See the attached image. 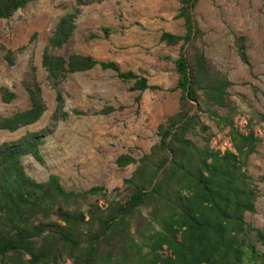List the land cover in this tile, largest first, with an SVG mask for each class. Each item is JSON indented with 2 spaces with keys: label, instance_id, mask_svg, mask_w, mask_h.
I'll return each instance as SVG.
<instances>
[{
  "label": "trees",
  "instance_id": "1",
  "mask_svg": "<svg viewBox=\"0 0 264 264\" xmlns=\"http://www.w3.org/2000/svg\"><path fill=\"white\" fill-rule=\"evenodd\" d=\"M30 1L0 0V19ZM103 1L75 0L72 10L59 15L46 40L41 65L56 101L48 124L0 143V264H243L244 259L264 264V230L245 219L247 212H255L258 196L248 160L262 139L252 120L246 132L234 124L241 106L228 90L231 82L203 52V32L193 14L199 0H181L176 17L184 21L183 34L163 31L159 37L167 45L180 43L176 58L164 56L177 76L173 89L179 90V109L157 125L158 139L148 152L138 159L130 153L116 156L118 168L135 164L120 186L66 189L57 174L37 181L25 171L22 158L28 155L46 165L41 146L56 124L69 117L63 89L68 74L96 66L112 70L119 81L130 83V92H139L137 104L142 92L158 89L143 74L122 70L115 61L57 53L72 40L82 7ZM101 30L105 37L113 31L108 26ZM236 49L249 65L243 37L236 38ZM2 50L13 65L23 47ZM22 86L29 105L0 115V130L14 132L45 112L32 57ZM0 96L10 103L16 94L1 86ZM114 110L104 106L93 115ZM203 118L219 131L227 129L230 149L210 146L212 127Z\"/></svg>",
  "mask_w": 264,
  "mask_h": 264
},
{
  "label": "rangeland",
  "instance_id": "2",
  "mask_svg": "<svg viewBox=\"0 0 264 264\" xmlns=\"http://www.w3.org/2000/svg\"><path fill=\"white\" fill-rule=\"evenodd\" d=\"M180 5L181 0H105L82 7L72 40L57 53H80L115 61L122 70L143 74L158 89L142 92L137 104L135 97L139 92H130V83L119 81L112 70L96 66L68 74L63 89L64 110L69 117L56 124L41 146L45 166L30 155L22 158L31 177L44 181L54 173L66 189L103 185L111 190L131 174L135 164L118 168L116 156L130 153L138 159L148 152L158 139L157 125L179 109V90L173 89L177 76L172 61L164 56L176 58L180 43L167 45L159 37L163 31L178 35L185 32L183 19L176 17ZM74 6L75 0H31L9 18L0 19V87L16 94L10 103L2 102L0 96V115L28 107L22 79L31 57L47 106L37 122L14 132L0 130V143L48 124L56 101L41 65V54L59 15ZM193 14L203 32L205 56L226 75L231 82L228 90L241 106L234 117L235 126L246 132L250 119L262 139L248 160L247 170L258 188V196L255 212H247L245 219L264 230V0H199ZM103 26L113 29L108 37L103 35ZM239 37L244 38L249 65L237 52ZM2 46L12 50L23 47L16 53L13 65L4 59ZM104 106L115 110L107 115H93ZM74 110L88 113L76 114ZM203 120L212 127L210 146L221 151L230 149L227 129L219 131L211 121ZM243 264L251 263L244 259Z\"/></svg>",
  "mask_w": 264,
  "mask_h": 264
}]
</instances>
